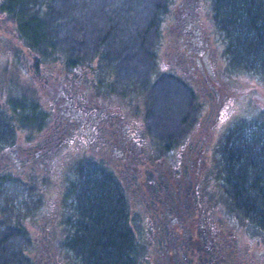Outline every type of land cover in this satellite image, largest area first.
I'll return each instance as SVG.
<instances>
[{
	"label": "trees",
	"instance_id": "obj_1",
	"mask_svg": "<svg viewBox=\"0 0 264 264\" xmlns=\"http://www.w3.org/2000/svg\"><path fill=\"white\" fill-rule=\"evenodd\" d=\"M171 3L172 0H0V29L10 24L18 45L12 42L7 47L16 58L13 66L23 69L32 84L28 88L20 84L21 89L15 90L1 80L0 157L18 141V131L39 132L47 125L50 115L41 105L39 94L47 84L45 68L52 66L58 75L80 77L81 69L83 75L90 73L86 69L98 75L97 90H101L104 104L109 107H119L121 100L134 102L133 95L141 94L146 110H137L139 118L135 119L146 122L151 137L159 143L153 147L159 154L153 150L155 158L163 157L166 150L167 169L177 166L178 158H171L174 152L170 150L189 139L190 125L198 122L204 105L182 78L159 68L157 48L163 18ZM211 16L224 43L222 55L228 74L264 79V0H211ZM27 56L32 62L30 70L20 62ZM34 76L40 83L39 90L34 89ZM56 148L53 154L49 150L43 154L48 164L56 156H63V150L57 152ZM211 158L207 178L202 177L201 194L188 195L203 200L202 205L198 203L202 207L198 214L190 217L197 224L201 222L200 230L196 224L197 235L213 232L215 237L225 238L222 242L228 240L237 245L233 249L239 250H245V237L260 238L264 248V112L228 126ZM11 163L20 170L18 162ZM53 164L55 169L57 165ZM10 165L0 167V264H41L37 257L42 243L28 228L32 224H38L48 243V255L58 257L64 264H140L141 252L157 251L155 246L160 242L138 237L140 226L136 224V233L118 223L117 227L110 222L107 226L108 221L99 210L100 215L93 218L101 224L87 226L86 231L80 221H69L71 216L82 218L80 205L85 202L82 195L86 189L89 202H117L119 208L124 206L126 199L116 178L104 177L97 183L95 176L87 178L82 174L77 159L76 173L66 178L53 205L50 198L41 194L35 179L26 180ZM196 184L200 186V182ZM115 217L119 215L111 219Z\"/></svg>",
	"mask_w": 264,
	"mask_h": 264
},
{
	"label": "flooded vegetation",
	"instance_id": "obj_2",
	"mask_svg": "<svg viewBox=\"0 0 264 264\" xmlns=\"http://www.w3.org/2000/svg\"><path fill=\"white\" fill-rule=\"evenodd\" d=\"M196 2L198 0H188L187 11H192L190 5L194 6ZM191 13L193 26L188 24L178 37L171 38L173 43L170 50L178 63L172 66L173 69L167 68L166 72L178 77L180 76L175 71L182 72L186 66H189L190 69L195 66L199 68V60L203 61V55H209V49L205 47L207 46L205 38H208L209 30L206 33L203 25L199 26L197 21L199 18L195 13ZM185 15L188 13L186 12ZM176 68H179L180 71ZM57 69L61 72L59 67ZM82 71L81 69L79 72L80 77H76L65 73L58 75L52 66L45 68L44 75L45 79L47 78L46 83H49L48 89L52 85L57 90L54 99L58 102L55 114L58 123H62L63 128L60 131L68 130L70 132L69 135L64 136L60 133L56 138L57 141L64 139L73 141L69 144L67 151L72 150L70 149L72 146L79 148L77 154L80 168H82L81 172L87 178L95 176L97 183L104 177L116 178L122 185L121 190L126 204L119 208L117 202L115 205L113 203L95 204L89 202L91 199L87 195L86 189L82 195L85 202L80 205L82 218L76 219V216L74 218L71 216L69 221L71 223L80 221L81 227L86 231L87 226L101 224L93 218L100 215L98 214L99 210L101 215L103 214L101 217L108 221L107 226L110 224L116 226L118 223L130 227L136 233L137 224L140 226L138 237L141 240L160 242V245H151V247L155 246L157 251L149 250L139 254L140 264H264L263 243L260 238L245 237L247 244L243 243L245 250L241 248V251L233 249L238 248L237 245L228 240L222 242L225 238L220 236L219 239V236L215 237L213 232L208 236L197 235V228L201 222L197 224L198 222L196 223L195 219L190 217L198 214L200 205L195 198L190 200L188 195L199 193L196 183L199 184V179L205 176L207 167L204 169V166H210L208 163L211 154L210 158L204 160L200 167H198L197 153H194L195 167L192 166L191 161L187 163V159L183 164L182 155L186 152H195L193 150L197 148L198 142L193 143L192 140L186 146L184 143H179V148L170 150L174 152L170 154L171 158L175 155L178 158V164L167 169V151L164 150L163 153V150H159L163 153L161 158H155L153 154L154 150L155 154L159 156L157 150L153 148L158 147L159 143L151 137L149 125L146 122H138L135 119L136 114L134 118L136 121L128 120L121 107L106 106L108 103L104 104L100 94L101 90H97L99 88L98 75L95 76L91 73L83 75ZM86 72H90V70H86ZM34 77V89L39 90L40 83L38 78ZM135 110L139 114L137 108ZM206 125L208 124L196 122L190 126L192 131L197 133ZM17 142L3 151V156H9L10 158H8L12 162L23 160L21 151H18L19 147L23 146L19 140ZM51 152V154L55 152V147ZM17 167L19 168V166ZM99 184L96 186L98 190L101 188ZM89 187L90 189L96 188ZM159 188L163 192L162 196L159 195ZM115 214L119 215V217H115V220H118L116 222L111 219V216H115ZM191 222L195 224L194 227H191ZM216 240H219V243H216ZM249 245L251 248H247ZM215 246L225 249L215 251ZM197 248H199L198 251ZM192 249L195 250L191 251Z\"/></svg>",
	"mask_w": 264,
	"mask_h": 264
},
{
	"label": "rangeland",
	"instance_id": "obj_3",
	"mask_svg": "<svg viewBox=\"0 0 264 264\" xmlns=\"http://www.w3.org/2000/svg\"><path fill=\"white\" fill-rule=\"evenodd\" d=\"M187 1L188 0H172L169 10L163 18L162 38L160 45H158L157 48V56L161 71L165 72L167 71V68L173 69L172 66H175L178 63H176L173 52L170 50L173 43L171 38L178 37L182 29L188 24L193 26V17H191V12L195 13V15L199 18V20L197 19L199 26L203 25V29L206 33L209 30L207 34L209 36L208 38H205L207 40V46L205 47L209 49V55H203V61L199 60V68L195 66V68L190 69L189 66H186V69L184 68L182 72L175 71L196 93L201 106L204 105L198 122L208 125L204 126L202 130L197 133H195V131H189V140L185 141L184 145H188V143L193 140V143L198 142L196 144L197 148L193 150L195 151L193 153L186 152V154L182 155L183 164L187 159V163H190L191 161L192 166L195 167L196 159L194 153H197L199 163L198 167H200L204 160L210 158V154L212 155L213 153L214 155L216 142L219 141L228 126H231L233 122L238 119H251L256 117L259 113L264 112V79L249 74L235 76L228 74V70L225 68L226 60L222 55L224 43L221 36L216 31V27L211 16V0H198L194 6L190 5V9L192 11H187ZM186 12L188 15H185ZM11 28V25L7 24L5 28L0 29V83L1 80H5L2 81L3 84L18 90L21 89V85L26 87L27 85L32 84L30 78L26 75L23 69L19 71L13 66L16 58L12 51L7 50V47H11L12 42H14V46L18 47V45L14 40V37H12L13 33L11 32ZM20 62L25 66V68L28 67L29 70L31 69L32 62L28 56L26 59H21ZM176 69L180 71L179 68ZM225 72H227V74ZM90 73L93 74L92 71H90ZM48 84L49 83H47L46 86L40 90L42 94H39V96L42 97L41 105L47 110L51 120L49 118L47 125L39 132L32 131V133H26L24 131H18L17 139L23 146H20V150H18L19 152L21 151V159H23L22 161H18L19 169L21 171L12 165V160L9 159V156V158L6 157V155L0 157V167L9 166V164H11L10 166L14 168H10L18 171L17 173L19 175H23L26 180L35 179L38 186H40L41 194L46 198H50L52 204L54 205L53 200L55 199V194L60 189L64 188L66 178L72 171H74V166L78 159L77 153H79V148L72 146V148H70L72 150L67 151L69 142L57 141L56 137L60 133L64 136L69 135L70 132L68 130L60 131L63 128L62 123H58L55 114L58 102L54 99L56 98L57 90L55 87L53 88L52 85H50V89H48ZM39 96L37 100H39ZM133 96L135 98L134 102L119 100V107L123 109L125 116L130 121H132L135 118V114H137L135 110L136 108L139 111L146 110L145 98L141 94H134ZM34 97L37 98V96L33 95V98ZM55 127L57 128L54 131ZM54 135L56 139L54 138ZM30 136L31 140H28ZM55 146L57 147V152L63 150L64 154L62 157H60L61 154L56 156V158L52 159V162L48 164L49 160L47 159V156L44 157L43 154H48V150L50 152L53 151ZM65 155L68 156L66 157ZM53 163L57 165L55 169L52 168V165L54 166ZM33 167H35V169ZM206 167H208V165L204 166V169H206ZM9 172H11V170H9ZM40 177L41 179L38 180ZM42 177L44 178L42 179ZM205 177L207 178V176ZM199 182L200 186L197 184L196 186L199 194H201V189L203 188L201 185L204 180L201 178L199 179ZM210 188L213 190L214 185ZM202 202L203 200L201 198L197 199V203L202 205ZM204 206L205 208L207 207L206 204ZM200 208L202 207L200 206ZM194 225L195 224L192 223L191 227H194ZM28 228H30V230L34 233L35 239L40 240L42 243L41 250L38 251L41 254L37 257V259L40 260V263L43 264L44 262V264H53L52 262H57L58 264H64V262L58 259V257L52 258L48 255V253L51 254V252L48 250V243L42 238L43 235L38 224H32V226L28 225ZM242 241L244 245L247 244L245 240ZM247 248H251V246L249 245ZM43 255L44 259L42 258Z\"/></svg>",
	"mask_w": 264,
	"mask_h": 264
}]
</instances>
